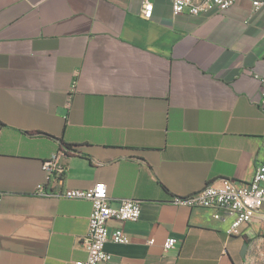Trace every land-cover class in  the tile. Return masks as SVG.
<instances>
[{
	"label": "crops",
	"instance_id": "obj_1",
	"mask_svg": "<svg viewBox=\"0 0 264 264\" xmlns=\"http://www.w3.org/2000/svg\"><path fill=\"white\" fill-rule=\"evenodd\" d=\"M142 9L0 0V264L85 261L92 202L58 194L96 184L113 205L141 202L137 222H110L130 242L109 241L108 264H244L264 239V207L229 235L232 217L174 202L223 179L249 182L264 164V7L235 0L175 16L155 0L151 20ZM59 151L62 184L44 170Z\"/></svg>",
	"mask_w": 264,
	"mask_h": 264
},
{
	"label": "built area",
	"instance_id": "obj_2",
	"mask_svg": "<svg viewBox=\"0 0 264 264\" xmlns=\"http://www.w3.org/2000/svg\"><path fill=\"white\" fill-rule=\"evenodd\" d=\"M154 1L143 0L142 17L151 20L154 14ZM173 13L179 16L188 12L195 16L208 14L212 11H224L230 8L235 0H169ZM255 10L264 7V0H253ZM264 106V82H262L260 99ZM66 154L59 151L44 163V170L50 180L62 184L66 173ZM39 193L54 194L53 191L42 190ZM0 192V211L3 201ZM70 199L87 200L92 202V212L89 218V229L86 236L81 239V246L87 252L85 261H77L75 264H103L112 261V255L106 250V244L112 241L117 244H128L130 242L126 231L118 227L111 231V221L121 223L137 222L141 215V202L133 199L121 200L113 205L107 188L104 184H96L88 190H67L64 194ZM176 204L185 205L190 208H206L214 211L216 219L222 220L232 217L229 235H240L241 229L249 225L264 207V164H259L254 176L249 182H238L231 179L221 180L219 185L209 184L202 190L185 198H175ZM264 229V224H263ZM150 245L154 241L149 242ZM177 239L170 237L166 240L165 251L176 248Z\"/></svg>",
	"mask_w": 264,
	"mask_h": 264
},
{
	"label": "rangeland",
	"instance_id": "obj_3",
	"mask_svg": "<svg viewBox=\"0 0 264 264\" xmlns=\"http://www.w3.org/2000/svg\"><path fill=\"white\" fill-rule=\"evenodd\" d=\"M244 264H264V239L251 244Z\"/></svg>",
	"mask_w": 264,
	"mask_h": 264
},
{
	"label": "water",
	"instance_id": "obj_4",
	"mask_svg": "<svg viewBox=\"0 0 264 264\" xmlns=\"http://www.w3.org/2000/svg\"><path fill=\"white\" fill-rule=\"evenodd\" d=\"M247 249H248V244H245L244 245V248H243V252H242V256L245 257V254L247 252Z\"/></svg>",
	"mask_w": 264,
	"mask_h": 264
},
{
	"label": "bare ground",
	"instance_id": "obj_5",
	"mask_svg": "<svg viewBox=\"0 0 264 264\" xmlns=\"http://www.w3.org/2000/svg\"><path fill=\"white\" fill-rule=\"evenodd\" d=\"M42 190H46L45 186H42Z\"/></svg>",
	"mask_w": 264,
	"mask_h": 264
}]
</instances>
